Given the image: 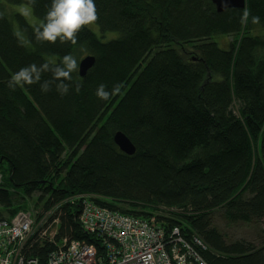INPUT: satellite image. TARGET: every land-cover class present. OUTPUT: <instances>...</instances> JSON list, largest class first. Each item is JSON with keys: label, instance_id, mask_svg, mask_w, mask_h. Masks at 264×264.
Wrapping results in <instances>:
<instances>
[{"label": "trees", "instance_id": "obj_1", "mask_svg": "<svg viewBox=\"0 0 264 264\" xmlns=\"http://www.w3.org/2000/svg\"><path fill=\"white\" fill-rule=\"evenodd\" d=\"M1 2L29 5L37 23L7 13ZM94 3L99 29L119 36L102 41L84 26L76 44H53L34 35L51 0H0V218L31 210L27 197L35 222L52 211L45 220L58 219L55 243L35 240L34 232L24 248L39 264L61 238L84 240L102 254L79 223L81 194L121 213L155 215L168 233L177 227L173 238L198 237L205 264H264V228L252 240L215 223L264 222V0L223 11L211 0ZM245 9L248 23L241 24ZM215 35L230 37L227 47ZM174 44L191 49L185 55ZM86 53L95 62L83 77L76 70L63 81L65 95L56 89L60 81L41 91L51 72L8 86L22 67L59 64L69 54L78 62ZM100 84L109 92L121 87L105 101L96 95ZM117 130L133 154L115 145Z\"/></svg>", "mask_w": 264, "mask_h": 264}, {"label": "built area", "instance_id": "obj_2", "mask_svg": "<svg viewBox=\"0 0 264 264\" xmlns=\"http://www.w3.org/2000/svg\"><path fill=\"white\" fill-rule=\"evenodd\" d=\"M78 217L82 229L94 234L102 246L84 240L61 238L48 253L46 264H205L196 250L204 248L198 237L185 240L173 226L168 233L151 215L148 218L121 213L94 202L92 195L81 194ZM58 219L54 218L35 240L54 242ZM35 223L31 210H18L11 218H0V264H39L24 253ZM173 239H172V238ZM55 243V242H54Z\"/></svg>", "mask_w": 264, "mask_h": 264}, {"label": "clouds", "instance_id": "obj_3", "mask_svg": "<svg viewBox=\"0 0 264 264\" xmlns=\"http://www.w3.org/2000/svg\"><path fill=\"white\" fill-rule=\"evenodd\" d=\"M250 13L245 9L241 15L240 23L247 24ZM97 9L94 0H51V5L43 21L34 27V35L37 41L61 43L70 41L72 44L77 42V34L89 24L97 21ZM252 24H259V16L251 17ZM78 69V62L71 54L62 57L59 64L45 61L41 65L35 63L20 68L8 81V86L15 89L16 86L24 84L31 85L41 80L44 72H51L52 79L41 83V91L48 92L56 81V89L61 95L69 91L70 85L64 83L71 80V74ZM79 84L76 87L79 88ZM121 85H116L111 92L106 90L104 84H100L96 90V95L102 100H109L112 95L120 91Z\"/></svg>", "mask_w": 264, "mask_h": 264}, {"label": "rangeland", "instance_id": "obj_4", "mask_svg": "<svg viewBox=\"0 0 264 264\" xmlns=\"http://www.w3.org/2000/svg\"><path fill=\"white\" fill-rule=\"evenodd\" d=\"M5 5H7L8 7H6L5 11L7 13H20L27 22L29 23H37L36 18L34 17V15L32 14L31 8L29 5L24 4V3H20V4H9L6 2H1ZM12 21H13V25L14 27H16V23L12 17ZM89 29H91L98 37L100 40L102 41H106V40H110L113 38H116L119 36V32L118 31H114V30H105V31H101L98 27V25L96 23L93 24H89L86 25ZM252 32L254 34H258L260 32V28L257 25L253 26V30ZM230 40V37H226L225 35H215L213 36V41H216L219 46L221 48L227 47V42ZM175 47H179L182 51L183 54L186 55L187 50L190 51V47H183V49L178 45V44H174ZM88 54V53H86ZM85 54L80 55L79 58H81L82 56H84ZM78 58V59H79ZM233 109L235 110L234 112L236 113V105L233 106ZM27 205L28 208L31 209L32 213H36V209L33 208V201L31 200V198L27 197ZM81 210V208H80ZM161 212V211H160ZM52 213V211H47L42 218H40L37 222H35L32 226L31 229V235L36 232V234H38V232L44 228L47 224H49L50 221L46 222V219L50 216V214ZM78 216H80V212L78 214ZM52 221V220H51ZM215 223L216 225L225 233L234 235V237H245L248 239H256L258 237V230L260 228H264V222L263 223H252V224H236L234 225L232 228L227 226L224 222H221L220 219L218 217H216L215 219Z\"/></svg>", "mask_w": 264, "mask_h": 264}, {"label": "water", "instance_id": "obj_5", "mask_svg": "<svg viewBox=\"0 0 264 264\" xmlns=\"http://www.w3.org/2000/svg\"><path fill=\"white\" fill-rule=\"evenodd\" d=\"M217 11H223L227 8H245V0H211ZM95 62V57L92 54H86L82 56L78 61V75L83 77L88 69H90ZM112 140L118 149L127 154L131 155L135 151V146L130 138L121 130L114 132Z\"/></svg>", "mask_w": 264, "mask_h": 264}, {"label": "bare ground", "instance_id": "obj_6", "mask_svg": "<svg viewBox=\"0 0 264 264\" xmlns=\"http://www.w3.org/2000/svg\"><path fill=\"white\" fill-rule=\"evenodd\" d=\"M15 213H16V212H15ZM13 215H14V214H13ZM13 215H12V216H13ZM12 216H11V217H12ZM11 217H8L7 219H9V218H11Z\"/></svg>", "mask_w": 264, "mask_h": 264}]
</instances>
